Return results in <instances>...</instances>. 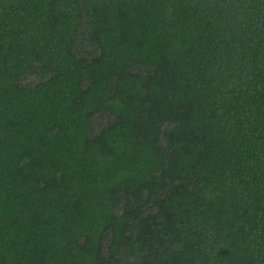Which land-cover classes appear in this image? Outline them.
Segmentation results:
<instances>
[{"label":"trees","instance_id":"obj_1","mask_svg":"<svg viewBox=\"0 0 264 264\" xmlns=\"http://www.w3.org/2000/svg\"><path fill=\"white\" fill-rule=\"evenodd\" d=\"M0 264H264V0H0Z\"/></svg>","mask_w":264,"mask_h":264}]
</instances>
